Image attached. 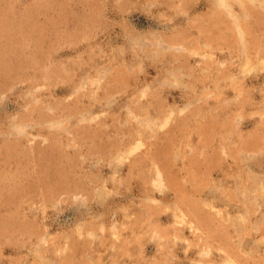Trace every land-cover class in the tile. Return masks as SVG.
<instances>
[{
    "label": "rangeland",
    "instance_id": "1",
    "mask_svg": "<svg viewBox=\"0 0 264 264\" xmlns=\"http://www.w3.org/2000/svg\"><path fill=\"white\" fill-rule=\"evenodd\" d=\"M0 264H264V0H0Z\"/></svg>",
    "mask_w": 264,
    "mask_h": 264
}]
</instances>
